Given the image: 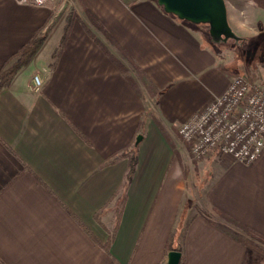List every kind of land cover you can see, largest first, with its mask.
Here are the masks:
<instances>
[{"label":"crops","instance_id":"0c3cea01","mask_svg":"<svg viewBox=\"0 0 264 264\" xmlns=\"http://www.w3.org/2000/svg\"><path fill=\"white\" fill-rule=\"evenodd\" d=\"M73 3L76 17L53 65L68 8L60 0H0V70L51 25L38 53L0 90V264H166L168 239L179 225L186 228L181 264L253 262L247 247L196 205L184 212L185 147L175 140L179 125L235 75L221 66L198 24L167 13L156 0ZM228 18L233 28L242 23L229 9ZM93 35L129 66L137 87ZM37 73L44 83L34 92ZM141 85L156 96L147 106ZM139 134L138 163L107 249L118 203L108 201L128 168L120 154ZM201 162L204 172L213 170L195 204L214 220L223 221L218 213H224L264 236V152L250 164L218 152Z\"/></svg>","mask_w":264,"mask_h":264},{"label":"built area","instance_id":"2783aa9c","mask_svg":"<svg viewBox=\"0 0 264 264\" xmlns=\"http://www.w3.org/2000/svg\"><path fill=\"white\" fill-rule=\"evenodd\" d=\"M48 0H18L46 5ZM44 83L35 74L31 89ZM179 134L191 153L200 158L213 152L230 155L245 164L264 152V85L235 75L227 89L179 125Z\"/></svg>","mask_w":264,"mask_h":264},{"label":"trees","instance_id":"16d2710c","mask_svg":"<svg viewBox=\"0 0 264 264\" xmlns=\"http://www.w3.org/2000/svg\"><path fill=\"white\" fill-rule=\"evenodd\" d=\"M253 1L256 3L258 7L264 9V0H253ZM75 17H76V12L74 11V9H72L67 15L63 36L61 38L60 45L58 46L54 54L53 65H55L64 47V44L66 43L68 39V36L70 34V30L73 25V21ZM89 18L92 21L93 25L96 26L97 29L104 35L107 41L111 42L114 45H117L114 38H112V36L108 33V31L103 27V25L99 22V20L93 14H90ZM50 30H51V25L48 22L37 31V33L33 36V38L27 44H25L16 54H14L10 59L6 61V63L0 70V90L7 87L13 80L16 73L21 68L26 66L32 60V58L38 53L40 48L43 46ZM95 39L96 41H98L100 46H102V48L106 50V52H108L110 57H112V59L116 62L118 67L124 73L125 77L135 87H137L135 77L132 76L129 66L126 63H124L122 59L118 58L113 53L111 48L106 44V42H104V40H101L99 38H95ZM118 49L122 51L126 59L131 61V58L129 57L126 51H124L120 46H118ZM151 95H154L153 91L151 92ZM120 155L121 157L127 159L128 168H127L125 180L122 186L111 196V198L108 201V203L112 201H118V203L116 206V211H117L116 222L112 230L110 231L109 239L107 241V244L105 245L107 249H109V246L115 236L116 229L121 219L122 207L126 201L127 189H128L129 184L131 183V180L136 170V166L138 163V145L135 144V142H132L130 145L126 146L122 150ZM113 161L114 160H109V163ZM122 194H123V199H122ZM198 210L200 214L205 215L208 219L212 220V222H214L223 231L230 234L232 237L236 238L238 241L244 244L249 250V252H252V253L254 252L258 254L259 259L254 260L250 264H264V236L263 235L244 226L243 224H241L234 218L227 216L224 213L217 212L219 216L221 217V219L223 220V221H217V220H214L202 208L199 207ZM98 214L99 212L96 213V218L99 217ZM233 227L236 228L237 230L234 229ZM185 234H186V228L183 227L182 225H179L177 228H174V230H172L169 236V239H168V243H167L168 252L171 250H178L182 253L180 264L184 260Z\"/></svg>","mask_w":264,"mask_h":264},{"label":"rangeland","instance_id":"374dc122","mask_svg":"<svg viewBox=\"0 0 264 264\" xmlns=\"http://www.w3.org/2000/svg\"><path fill=\"white\" fill-rule=\"evenodd\" d=\"M63 2V8L66 9L68 15L69 12L74 9L73 0H60ZM228 9L231 14L237 15L241 20V25L233 28L234 31L243 37V40L237 42L235 39L230 38L227 42L216 43L211 40L209 33V25L206 23L198 24V28L204 34L207 45L218 52L220 63L223 68H228L234 75L243 76L259 85H264V9L258 7L253 0H226ZM69 5V6H68ZM236 13H235V12ZM197 26V25H196ZM62 31V28H59ZM50 39L49 45H47L46 51H43V56L48 54V50L52 47V42L56 39V33H54ZM141 84V83H140ZM142 96L147 104L153 102L155 97L148 94V91L141 85ZM147 111H149L147 109ZM176 142L184 146L183 168L188 178V195L190 199L185 200V213L190 207V213L193 211V206L202 208L199 203L194 202V195L197 191L198 196L203 192L207 177H209V171L213 170V167L207 168L205 171V164L201 161L206 156L196 157L186 147L183 139L176 136ZM195 167V169H194ZM195 174V176H194ZM198 178L196 179V177ZM198 180V181H197ZM197 208V210H198ZM199 211V210H198ZM189 214L185 217H187ZM214 216V215H213ZM217 218V216L215 215ZM186 223V220L185 222ZM252 253V252H251ZM255 260L259 259L257 253H252Z\"/></svg>","mask_w":264,"mask_h":264},{"label":"water","instance_id":"95a60500","mask_svg":"<svg viewBox=\"0 0 264 264\" xmlns=\"http://www.w3.org/2000/svg\"><path fill=\"white\" fill-rule=\"evenodd\" d=\"M167 13L194 24L209 25L211 40L216 43L227 42L230 38L237 42L243 40L232 28L228 18L226 0H156ZM143 135L139 134L135 144H139ZM182 253L178 250L168 252L166 264H180Z\"/></svg>","mask_w":264,"mask_h":264}]
</instances>
